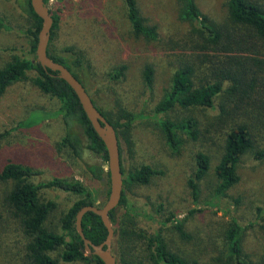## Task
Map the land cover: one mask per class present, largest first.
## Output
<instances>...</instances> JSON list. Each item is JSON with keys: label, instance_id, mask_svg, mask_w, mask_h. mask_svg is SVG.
<instances>
[{"label": "rangeland", "instance_id": "obj_1", "mask_svg": "<svg viewBox=\"0 0 264 264\" xmlns=\"http://www.w3.org/2000/svg\"><path fill=\"white\" fill-rule=\"evenodd\" d=\"M264 4V0H255ZM27 0H0V69L15 57H24L31 49L28 36L31 28L27 16ZM147 24L157 28L158 39L135 36L123 0H49L48 7L57 19L52 48L64 53L73 48L82 52L91 65L86 78L87 90L104 111L126 124L124 114L137 119L127 138L121 137L124 166L127 172L150 166L157 174L146 184L128 183L125 194L129 206L117 208L121 217L116 229L132 226L137 233L151 237L161 235L171 251L188 261L208 264H235L227 248L226 233L233 219L242 225L241 243L247 260L264 264V158L254 153L245 155L239 165V183L226 195H218L215 167L224 153L226 135L237 124L252 127L257 145L264 150V73L259 72L255 58H263L261 43L230 22L228 0H195L201 13L230 37L218 46H208L195 31L196 22L183 19L184 4L180 0H137ZM245 39L257 46L252 51L236 42ZM258 52V53H257ZM185 64L194 66L197 87L239 73L246 77L241 94L230 92L234 82L226 81L224 92L214 108H175L158 114L157 107L171 90L176 71ZM126 66L120 80L111 74ZM146 66L154 68V82L144 81ZM254 74H257L256 77ZM35 72L0 94V133L9 132L1 140L0 171L14 163L32 169L36 175L29 181L45 184L54 178L82 183L92 194L96 206L108 200L110 183L95 180L87 165L102 163L101 157L88 149L77 159L62 146L65 123L51 112L60 109V102L43 94L34 84ZM260 78V80L258 79ZM256 79V80H255ZM50 112V113H49ZM187 118L198 122L199 138L194 140L179 130L180 146L174 150L168 143L160 120L180 124ZM23 124V128L19 127ZM86 145L79 125L74 127ZM204 152L211 157V169L198 182L196 194L190 180L197 170L196 156ZM13 183L0 181V264H27L26 243L18 221L3 200ZM44 203L53 202L46 227L65 234L62 220L81 197L56 188L40 191ZM182 223L188 239L176 230ZM148 244L136 241L131 247L135 264H148ZM64 249L52 252L58 264H94L87 261L64 262ZM116 258V257H115ZM117 260V258H116ZM122 264V260L117 262Z\"/></svg>", "mask_w": 264, "mask_h": 264}, {"label": "trees", "instance_id": "obj_2", "mask_svg": "<svg viewBox=\"0 0 264 264\" xmlns=\"http://www.w3.org/2000/svg\"><path fill=\"white\" fill-rule=\"evenodd\" d=\"M123 1L135 36L153 41L157 40V28L147 24V20L141 14L137 0ZM180 1L184 4L183 19L196 22L195 31L203 37L208 46L221 45L226 36L230 37L226 30L220 29L209 17L201 13L195 0ZM44 2L48 5L49 0H44ZM228 9L230 22L236 28L241 31L244 30L246 34L248 33L249 36L260 42V47L264 50V4L255 0H228ZM25 11L32 21L31 28L24 31L30 40L31 49L24 57H15L10 63L0 69V94L6 93L8 88L15 83L27 79L28 73L35 72L36 76L32 78L33 84L43 94L56 98L60 102V109L57 112H49V115L61 117L65 123L66 129L62 138V146L68 148L77 159L83 158L85 149L101 157L102 163L88 164L87 171L95 180H105L110 183V174L106 170L108 161L106 146L93 129L74 90L64 80L58 78L56 72L44 69L37 62L38 35L43 21L34 12L31 0H27ZM50 12L52 14L51 10ZM53 18L54 25L48 47V55L55 62L67 67L87 90L86 84L88 81L86 78L90 72L91 65L82 52H78L73 48L66 49L64 53L54 52L52 44L57 29V19L54 16ZM236 44L241 48L246 47L249 51H252V47L257 46L256 43H254V46L250 41L247 44L245 39L238 40ZM254 62L259 72L264 73V57L255 58ZM125 70L126 66L116 70L115 73L111 74L112 80H120L124 76ZM195 73L196 70L191 64H185L176 71L171 90L157 107L158 114L169 113L177 107L182 109L214 108L217 98L224 92V83L229 78L232 77L234 82L230 90L234 95L241 92L240 86L246 79L240 73L238 78L231 76V73H229L228 77L222 80L197 87L194 81ZM154 74V68L146 66L143 75L148 87L153 85ZM256 75L254 74L255 77ZM258 79L260 80V78ZM92 100L101 114L117 130L120 140L121 168L124 176V192L118 207L129 206L130 202L125 194V186L128 183L146 185L157 172L150 166H143L128 173L124 166V148L121 137L123 139L125 137L126 141L129 142L126 136L137 116L125 112L123 116L127 123L122 124L120 119H114L112 115L102 110L94 99ZM159 123L168 143L176 151L180 146L179 130L186 132L194 140H197L200 136L198 122L194 118H187L180 124H176L169 119L160 120ZM76 125L82 128L86 137V145H84L82 137L74 131ZM23 126V124H20L19 127L23 128ZM8 134L9 132L0 133V148L1 140ZM249 153H254L258 159L264 158V150L258 147L252 127L245 123L237 124L226 135L224 153L214 170L218 179V195H226L230 189L239 183V165L243 157ZM196 164L197 170L194 178L190 180V185L197 194L199 190L198 182L206 178L211 169V157L204 152H200L196 156ZM34 175L36 173L32 169L14 163L7 164L0 171V181L2 183H13L11 191L6 197L4 196L3 203L4 206L6 204L9 208L22 230L26 241L23 251L26 263L58 264V261L52 257L51 253L63 248L64 251L61 258L64 262L87 261L94 264H104L99 257L86 255L84 242L76 228V219L79 211L85 206H96L92 194L80 182L58 178H54L45 184L36 185L29 181ZM44 188H56L81 197L63 217L62 224L65 231L63 235L46 227L47 220L55 208V204L53 202L44 203L41 200L40 191ZM4 218L0 214V220L3 221ZM110 219L115 229L113 254L117 258V262L122 260V264L136 263L134 253H131V247L138 240L148 244V264H208L188 261L171 251L161 235L149 237L143 232L137 233L132 226H122V228L116 229L115 225H118L121 219L117 215V209L111 212ZM82 228L85 236L96 245H100L107 238L108 231L106 227L101 218L94 213H88L84 216ZM176 230L181 238H189L182 223L177 224ZM242 233V225L237 219H233L226 233L227 248L235 264H252L246 259L247 256L243 251L241 243Z\"/></svg>", "mask_w": 264, "mask_h": 264}, {"label": "water", "instance_id": "obj_3", "mask_svg": "<svg viewBox=\"0 0 264 264\" xmlns=\"http://www.w3.org/2000/svg\"><path fill=\"white\" fill-rule=\"evenodd\" d=\"M34 12L42 19V28L38 35L36 49L37 62L46 70L57 73V77L64 80L76 93L84 112L86 113L93 129L106 146L108 161L106 170L110 174V192L107 202L102 207L85 206L76 219L77 231L84 242L87 256H97L104 264H118L113 254V241L115 229L110 219V214L118 208L124 192V176L121 168L120 140L115 127L101 114L94 104L90 94L84 85L64 65L55 62L48 55V47L51 40L54 18L50 8L44 0H31ZM88 213L99 216L108 231L106 240L100 245L89 240L82 228L83 218Z\"/></svg>", "mask_w": 264, "mask_h": 264}]
</instances>
